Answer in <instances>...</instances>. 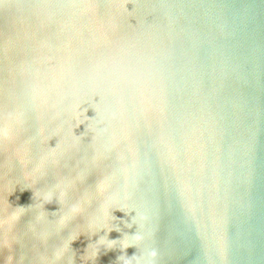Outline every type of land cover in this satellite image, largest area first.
Wrapping results in <instances>:
<instances>
[{
    "label": "water",
    "instance_id": "water-1",
    "mask_svg": "<svg viewBox=\"0 0 264 264\" xmlns=\"http://www.w3.org/2000/svg\"><path fill=\"white\" fill-rule=\"evenodd\" d=\"M0 264H264V0H0Z\"/></svg>",
    "mask_w": 264,
    "mask_h": 264
}]
</instances>
